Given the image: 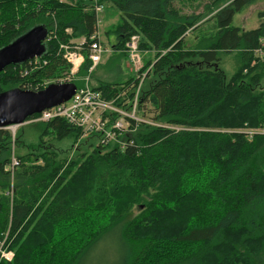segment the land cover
Instances as JSON below:
<instances>
[{"label":"trees","instance_id":"obj_1","mask_svg":"<svg viewBox=\"0 0 264 264\" xmlns=\"http://www.w3.org/2000/svg\"><path fill=\"white\" fill-rule=\"evenodd\" d=\"M195 1L202 0L97 2L121 14L114 51L128 56L126 44L139 36L140 51L155 55L138 73H147L139 106L160 126L142 124L132 145L80 140L78 129L54 119L31 124L40 142L23 152V128L14 136L0 129V251L14 253L0 264H81L114 233L121 264H264V11L257 29L232 27L236 14L263 0H209L215 32L189 42L206 24L183 12ZM35 26L48 30L39 58L47 64L27 75L30 62L8 66L0 94L63 78L70 64L60 46L74 40H84L78 77L92 68L98 28L90 0H0V49ZM232 52L240 67L228 79L218 64ZM138 84L93 89L110 100L131 97ZM46 138H73L91 152L61 161Z\"/></svg>","mask_w":264,"mask_h":264},{"label":"built area","instance_id":"obj_2","mask_svg":"<svg viewBox=\"0 0 264 264\" xmlns=\"http://www.w3.org/2000/svg\"><path fill=\"white\" fill-rule=\"evenodd\" d=\"M97 2L98 0H90V4L95 5L98 26V14L104 9V6L99 5ZM94 39H98L97 35L92 40ZM83 44L84 40L81 41L78 46H60L63 59L70 64V71L65 79H58L56 81L46 80L36 85H28V90L32 91L30 87H35L36 91H41L54 83H73L75 81L73 78L77 76L80 67L85 61L84 50L82 49ZM139 45V36L131 37L126 44V53L135 68L143 64L142 52L140 51ZM88 50L90 53L89 57L92 61L91 69L98 66L102 61L103 55L109 52L98 43V40L97 42L91 43ZM29 62L31 63L30 69H25V75L47 64V61H43L41 64V61L37 58ZM145 76L146 75L142 76L138 87L131 97L122 93L110 100L106 99L102 92L93 89V87L86 83L76 88L74 96L69 101L30 117L31 119L28 120L25 125L45 123L54 119H63L73 128L81 132L80 140L97 136L100 144L107 145L116 143L123 150L127 147V144H133L131 136L136 133L137 129L142 124L156 125L143 117L139 106ZM8 129L14 136L18 128L16 130L13 128ZM14 165H16L15 161ZM0 257L7 261H11L13 253L0 251Z\"/></svg>","mask_w":264,"mask_h":264},{"label":"rangeland","instance_id":"obj_3","mask_svg":"<svg viewBox=\"0 0 264 264\" xmlns=\"http://www.w3.org/2000/svg\"><path fill=\"white\" fill-rule=\"evenodd\" d=\"M65 1V0H63ZM209 0H202L201 2H193L186 3L183 7V12L187 14H202L203 21L200 23L206 22L203 26H201L196 32L187 37L189 42H193L195 36L202 38L203 36L211 35L215 32V21L212 19V16L205 11L204 5L207 4ZM201 3V4H200ZM200 6L197 8L196 5ZM180 6V5H179ZM181 7V6H180ZM264 11V0L259 1L256 4L243 9L240 13L236 14L234 17L232 27L239 28L242 31H251L255 30L259 27L261 20L258 15L260 12ZM121 14L111 6H106L99 14V24L97 26V38L98 43L102 45L103 48L107 49L109 52L104 54L102 57L101 63L89 70L87 76L78 77L75 76L73 80L79 81L82 85L88 83L91 87L98 86L101 82H121L126 83L129 80H136L139 78V83L143 75H147V73L138 76V73L143 69L147 60H155V55L152 52L142 53L143 64L142 66H135L132 64L129 56H125L123 52L114 51L115 44V36L112 35L111 31L118 24ZM199 24V25H200ZM80 40H74L72 45L70 46H78L81 43ZM195 47V45H194ZM127 55V53H126ZM218 67L225 73L226 77L230 79L240 67V60L238 58V52H232L229 54H221L220 61ZM95 69V70H94ZM94 71V72H93ZM92 77H91V73ZM69 72L65 74V76L61 79H65L68 76ZM81 85V86H82ZM139 85V84H138ZM143 88V86H142ZM121 95V94H120ZM148 114H146V118L150 122H152L151 117L152 114L150 112V108H147ZM143 112H141L142 114ZM143 115V114H142ZM153 123V122H152ZM155 124V123H153ZM24 126V127H23ZM22 133L25 136V146L26 148L23 152L31 151L33 148L31 146H36L39 140V131L37 130L35 125H23ZM156 126H160L156 124ZM47 147L51 148L55 151L61 161H70L72 160L77 152H91L89 145H84L83 147H78L74 143L73 138H68L60 143L49 141V139L44 140ZM31 147V148H28ZM133 214L137 213L135 209ZM14 258V253L12 260ZM11 260V261H12ZM122 261V244L119 237L114 233L108 238L101 241L95 248H93L88 255L83 259L81 264H121Z\"/></svg>","mask_w":264,"mask_h":264},{"label":"water","instance_id":"obj_4","mask_svg":"<svg viewBox=\"0 0 264 264\" xmlns=\"http://www.w3.org/2000/svg\"><path fill=\"white\" fill-rule=\"evenodd\" d=\"M48 30L35 26L0 49V73L8 66L41 58L46 52ZM74 83L51 84L41 91L12 89L0 94V129H17L27 119L69 101L76 92Z\"/></svg>","mask_w":264,"mask_h":264}]
</instances>
